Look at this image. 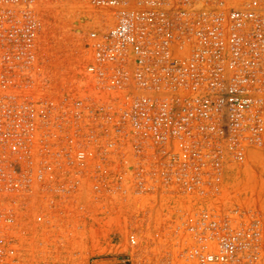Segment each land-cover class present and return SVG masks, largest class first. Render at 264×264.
Masks as SVG:
<instances>
[{
    "label": "built area",
    "instance_id": "obj_1",
    "mask_svg": "<svg viewBox=\"0 0 264 264\" xmlns=\"http://www.w3.org/2000/svg\"><path fill=\"white\" fill-rule=\"evenodd\" d=\"M59 1L109 15L65 73ZM110 194L163 199L180 264H264V0H0V264Z\"/></svg>",
    "mask_w": 264,
    "mask_h": 264
},
{
    "label": "rangeland",
    "instance_id": "obj_2",
    "mask_svg": "<svg viewBox=\"0 0 264 264\" xmlns=\"http://www.w3.org/2000/svg\"><path fill=\"white\" fill-rule=\"evenodd\" d=\"M86 21L88 23L84 22L87 24L75 32L79 38L68 39L65 46L68 55L54 50L61 56L64 54L62 59L66 64L60 63L63 68H82L86 62V45L91 30L89 21ZM44 38V42L41 38L42 44H52L53 36ZM49 51V61L55 69L61 57L50 48ZM161 200L150 204L146 197L139 199L129 195L123 201L118 194L101 196L95 203L84 199L85 211L66 213L63 228L49 229L47 236L42 237L33 231L32 243L21 248L16 264H102L105 260H113L116 264H180L177 256L184 247L177 245L168 229V221L174 213H168L167 203ZM131 234L136 236L135 245L129 243ZM42 240V245L37 243Z\"/></svg>",
    "mask_w": 264,
    "mask_h": 264
},
{
    "label": "bare ground",
    "instance_id": "obj_3",
    "mask_svg": "<svg viewBox=\"0 0 264 264\" xmlns=\"http://www.w3.org/2000/svg\"><path fill=\"white\" fill-rule=\"evenodd\" d=\"M51 16L54 17L55 19H52ZM41 17H42V22H41V34L40 35H41L42 41L43 42L45 41V38L43 39V37H46V36L49 37L50 36L52 38V36H53L52 44L50 42L46 43L48 45L43 43L44 46L47 47V49L50 48L51 51L56 50L57 52H60V53L61 52L63 53V51L65 52V50H67V48H65V46L67 45V41L69 38H71V37H73V39L79 38L78 36H76L77 34L75 32H77L78 30H81L84 27L83 25L88 23L86 20H88L90 23L88 26L95 27L97 29H103V27H105L109 24V15L107 14V11H105L103 9L92 8V7L85 5L81 2L80 3H71V2H67V1H59V2H55V3L54 2L49 3L41 9ZM49 18H50V20H49ZM84 22H87V23H84ZM52 23L54 25H52ZM78 42H79V40H78ZM73 49H75V47H73ZM56 51H54V52L56 53ZM82 52H83V50H82ZM48 53H50V51ZM56 54H58V53H56ZM66 54L68 55V53H66ZM66 54H65V56H66ZM58 55L61 57V60H60L61 62L58 63V65L60 66V63L62 64L65 62V60L63 61V59H62V57H64V54H63V56H61L60 54H58ZM77 55H79V54H77ZM72 57H73V55H72ZM49 58H50V55H49ZM57 61H59V60H57ZM68 61L70 62V60H68ZM53 63L55 64L54 61H53ZM64 64H66V63H64ZM57 66L55 65L56 70H58V71L60 70L59 73L60 72L65 73V72H67V69L71 70L69 67H65L63 69L62 67H57ZM61 66H63V65H61ZM61 68H62V70H61ZM259 157H261V156H255V160H258Z\"/></svg>",
    "mask_w": 264,
    "mask_h": 264
},
{
    "label": "crops",
    "instance_id": "obj_4",
    "mask_svg": "<svg viewBox=\"0 0 264 264\" xmlns=\"http://www.w3.org/2000/svg\"><path fill=\"white\" fill-rule=\"evenodd\" d=\"M116 264V262L115 261H113V260H105L102 264Z\"/></svg>",
    "mask_w": 264,
    "mask_h": 264
}]
</instances>
